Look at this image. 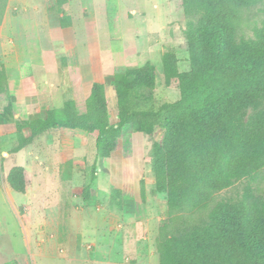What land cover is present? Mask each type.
Instances as JSON below:
<instances>
[{
  "label": "trees",
  "instance_id": "obj_1",
  "mask_svg": "<svg viewBox=\"0 0 264 264\" xmlns=\"http://www.w3.org/2000/svg\"><path fill=\"white\" fill-rule=\"evenodd\" d=\"M66 3L55 0L57 7ZM254 4L255 0H181L189 69L179 72L175 53H163L164 85L176 82L179 98L158 108H152L157 73L148 62L114 74L108 84L93 83L82 114L69 100L60 110H48L43 119L16 122L15 97L9 94L0 65V96L6 102L0 118L14 125L16 138L9 154L49 130L96 134L93 179L97 163L111 156L118 140L141 133L151 142L154 190L164 197L169 215L203 210L215 193L264 169V111L245 117L247 109L264 103V19L253 27L252 37L240 33L242 13ZM1 20L2 14L0 24ZM60 26H69L68 20L61 19ZM106 85L115 92L113 107L107 96L109 114L117 110L114 124L109 122ZM25 128L30 131L27 138ZM5 181L13 192L26 193L24 168L10 169ZM94 195L87 185L78 197L87 202ZM140 200H146L143 180ZM156 251L157 264H264V199L247 192L235 203L217 202L199 222L176 233L167 234L165 224L159 229Z\"/></svg>",
  "mask_w": 264,
  "mask_h": 264
},
{
  "label": "rangeland",
  "instance_id": "obj_2",
  "mask_svg": "<svg viewBox=\"0 0 264 264\" xmlns=\"http://www.w3.org/2000/svg\"><path fill=\"white\" fill-rule=\"evenodd\" d=\"M87 12H94L99 29V47L103 58L104 71L107 74H121L128 67H141L145 63L152 64L156 69V84L152 108H158L164 103L178 100L177 83L172 82L165 87L161 58L166 51H173L178 59L179 72L189 69L188 53L183 37L184 16L181 0H85ZM264 0H255L253 7L242 13L240 33L244 37H252V29L260 26L264 19L262 13ZM6 0H0V14L5 11ZM51 1L48 10L54 11ZM140 11L139 14L132 11ZM0 65H2L0 63ZM0 96V105L3 101ZM6 103V102H5ZM62 108V103L54 105ZM19 105H16L15 111ZM264 111V103L257 109L245 111L247 118L251 114ZM25 112L23 117H27ZM19 122V116L14 115ZM5 128L0 131V264L16 262V264H157L158 254L156 244L159 229L167 225V234L176 233L187 224L199 222L217 202L235 203L249 192L255 198L264 199V169L256 175L236 181L231 187L217 192L201 211L186 215H169L164 197L154 190L153 177L150 172V151L145 149L146 181L148 192L140 213L134 219L109 225L104 224L105 232L89 243L88 257L71 259L67 256L65 244L68 239V229L65 218L69 215V206L63 198L58 199L48 194L42 201L43 212L35 199L36 178L26 175L28 191L18 194L6 185V176L12 167L25 168L28 163L26 152L11 154L9 151L15 145L16 138L13 126L0 118V125ZM160 139L159 131L155 134ZM88 159L78 163L79 171L84 167V180L79 184L92 185V166L95 158L93 138L88 146ZM9 156V157H8ZM96 173H99L97 177ZM93 186L98 190L95 205L111 210L115 193L105 191V177L102 168H96ZM49 182V179L47 180ZM96 197V196H95ZM39 198V197H38ZM78 210L79 206H74ZM85 241L93 237L92 223L88 220L81 225ZM70 229V228H69ZM84 237V236H83Z\"/></svg>",
  "mask_w": 264,
  "mask_h": 264
},
{
  "label": "crops",
  "instance_id": "obj_3",
  "mask_svg": "<svg viewBox=\"0 0 264 264\" xmlns=\"http://www.w3.org/2000/svg\"><path fill=\"white\" fill-rule=\"evenodd\" d=\"M51 1L54 11L48 10ZM84 1L67 0L66 4L57 7L55 0H6L0 24V63L9 94L15 97L13 115L19 116L17 119H43L48 110L61 109L54 107L57 102L63 107L69 100L75 102L77 112L82 114L91 85L108 84L111 80L113 74L105 73L103 67L95 13L87 12ZM133 12L143 14L138 10ZM61 19L68 20L69 26L61 27ZM108 93L113 99L112 107L116 103L113 87L106 85L107 110ZM16 105L19 108L15 111ZM4 106L5 98L0 113ZM25 112L28 114L26 118L23 117ZM108 116L111 124L116 123V108L112 114L108 110ZM1 128H5V124L0 125V131ZM22 133L26 138L30 136L28 128ZM91 137L94 143L96 134L89 136L81 130H49L20 151H27L25 177L30 171L29 174L36 178L35 199L39 201L41 212L42 201L49 193L59 200L63 198L62 201L69 206L64 224L69 230L65 249L67 256L75 260L89 256V246L93 245L89 242L105 232L107 220L109 225L122 224L140 213L143 206L140 181L146 180L147 174L144 151L151 148V142L144 134H128L117 141L115 151L108 159L97 163V169L102 168L101 174L105 177V191L108 194L114 192L115 200L111 210L95 205L94 212L91 206L97 199L98 190L93 186L97 178L92 179L91 185L95 195L87 202L78 197L83 188L79 184L84 180V167L79 171L77 164L87 161ZM96 175L98 177L99 173ZM144 184L147 193L148 183L145 181ZM86 220L92 223L94 236L82 241L85 235L81 225Z\"/></svg>",
  "mask_w": 264,
  "mask_h": 264
}]
</instances>
